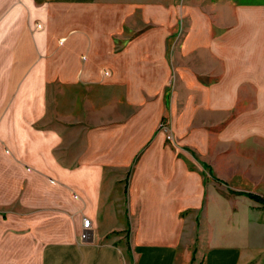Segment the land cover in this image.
Here are the masks:
<instances>
[{"label": "crops", "instance_id": "1", "mask_svg": "<svg viewBox=\"0 0 264 264\" xmlns=\"http://www.w3.org/2000/svg\"><path fill=\"white\" fill-rule=\"evenodd\" d=\"M98 3L0 0V148L8 150L0 154V264H264V225L248 246L226 240L218 216L199 227V188L170 186L176 158L135 160L145 143L140 121L121 123L127 154L111 145L98 153V137H113L112 107L140 114L175 65L166 56L170 11L147 14L152 23L127 46L119 29L96 21L49 26L50 8Z\"/></svg>", "mask_w": 264, "mask_h": 264}, {"label": "rangeland", "instance_id": "2", "mask_svg": "<svg viewBox=\"0 0 264 264\" xmlns=\"http://www.w3.org/2000/svg\"><path fill=\"white\" fill-rule=\"evenodd\" d=\"M100 1L91 9L50 8L49 26H89L96 21L97 26L119 29L125 37L120 44L127 46L152 23L144 19L147 14L170 11L175 20L169 19L166 56L175 65L165 89L140 114L136 108L112 107L106 117L114 126L113 137H98V153L108 152L111 145L112 153L127 154L121 145L128 132L121 130V123L127 124L128 119L131 127L140 121V139L145 143L135 160L144 153L174 156L177 173L170 174V186L175 185L177 193L183 186L200 190L197 225L207 215L218 216L224 222L225 239L248 246L256 234L263 233L264 225V205L243 195L264 200V4ZM104 11L112 18L96 16ZM58 15L65 19L59 20ZM96 117L100 124L105 116ZM0 150L8 154L7 148Z\"/></svg>", "mask_w": 264, "mask_h": 264}, {"label": "built area", "instance_id": "3", "mask_svg": "<svg viewBox=\"0 0 264 264\" xmlns=\"http://www.w3.org/2000/svg\"><path fill=\"white\" fill-rule=\"evenodd\" d=\"M37 27H38V25H37ZM61 41H62V40H61ZM103 75H104V76H107V72L105 71V72L103 73ZM89 225H90V220H89L88 218L84 217V218H83V226H84V228H85V229H88V228H89ZM88 236H89V234H88L87 231H82L81 234H80V239H81L82 241H86V240L88 239Z\"/></svg>", "mask_w": 264, "mask_h": 264}, {"label": "trees", "instance_id": "4", "mask_svg": "<svg viewBox=\"0 0 264 264\" xmlns=\"http://www.w3.org/2000/svg\"><path fill=\"white\" fill-rule=\"evenodd\" d=\"M243 195H246L247 197H249L250 199H253V200H255V201H258V202H260L261 204H263L264 205V200H262V199H260V198H258V197H256V196H254V195H250V194H243Z\"/></svg>", "mask_w": 264, "mask_h": 264}]
</instances>
